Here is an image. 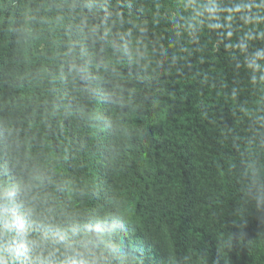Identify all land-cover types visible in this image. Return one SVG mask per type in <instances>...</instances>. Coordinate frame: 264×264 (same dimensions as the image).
I'll use <instances>...</instances> for the list:
<instances>
[{
  "label": "clouds",
  "instance_id": "1",
  "mask_svg": "<svg viewBox=\"0 0 264 264\" xmlns=\"http://www.w3.org/2000/svg\"><path fill=\"white\" fill-rule=\"evenodd\" d=\"M161 7L159 2L148 7L145 0H39L26 11L13 45L25 55L0 93V264H143L125 230L129 208L117 199L89 208L83 201L74 203L64 189L82 196L72 161L103 163L104 136L127 134L120 119L141 107L136 85L175 73L203 87L207 77L197 79L200 73H192L189 58L201 50L191 45L205 29L221 39L225 32L220 30L227 29L231 39L233 23L243 21L240 43L226 47L239 49L242 60L232 53L237 67L264 89V48L249 53L245 43L264 40V31L256 28L264 24V0L231 6L222 0H172L167 16ZM145 13L151 21L142 19ZM162 19L175 32L168 42L170 59L163 58L166 50L156 59L160 40L150 38ZM37 50L39 58L33 59ZM179 61H186L190 75L182 73ZM125 107L128 113L120 111ZM257 122L264 126V117ZM261 148L264 143L249 142L234 161H225L241 209L264 208ZM215 231L225 258L234 243L244 245L242 233L234 236L223 225ZM195 264H205L204 259Z\"/></svg>",
  "mask_w": 264,
  "mask_h": 264
},
{
  "label": "trees",
  "instance_id": "2",
  "mask_svg": "<svg viewBox=\"0 0 264 264\" xmlns=\"http://www.w3.org/2000/svg\"><path fill=\"white\" fill-rule=\"evenodd\" d=\"M38 2L0 0V93L7 89L9 73L21 67L16 61L25 53L19 45H13L26 11ZM145 2L151 8L161 3L160 12L167 16L166 7L172 0ZM222 2L231 6L242 0ZM143 18L151 21V14L145 13ZM244 27L237 19L230 29L231 39L227 29L220 30L225 32L223 39L205 29L191 45H199L201 50L195 53V59L189 58L192 73H200L197 79L207 77L203 87L175 73L136 85V103L141 107L121 117L126 135L117 131L104 136L103 163L87 158L72 161L83 195L67 188L64 191L74 203L83 201L89 208L110 199L129 208L125 230L143 264H195L198 257L205 264H264V208L247 205L241 209L228 171L230 165L225 163L234 161L249 142L264 143V126L257 122L264 117V89L251 83V74L245 68L237 67L232 53L242 60L239 49L226 47L240 43ZM256 28L257 32L264 31V24ZM150 38L160 40L156 59L162 58L165 50L163 58L170 59L168 42L175 38L172 25L162 19ZM245 43L249 53L264 48L261 39ZM31 56L38 59L39 51ZM178 66L183 74H191L186 61H179ZM158 88L163 91H156ZM120 111L129 112L127 107ZM260 150L264 152V148ZM232 171L238 174L237 169ZM220 225L234 236L244 235V245L234 243L227 258L218 248L215 229Z\"/></svg>",
  "mask_w": 264,
  "mask_h": 264
}]
</instances>
